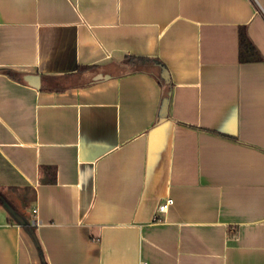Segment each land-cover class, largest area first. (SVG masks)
I'll list each match as a JSON object with an SVG mask.
<instances>
[{
    "label": "crops",
    "instance_id": "0c3cea01",
    "mask_svg": "<svg viewBox=\"0 0 264 264\" xmlns=\"http://www.w3.org/2000/svg\"><path fill=\"white\" fill-rule=\"evenodd\" d=\"M0 192V264H264V0H0Z\"/></svg>",
    "mask_w": 264,
    "mask_h": 264
},
{
    "label": "trees",
    "instance_id": "16d2710c",
    "mask_svg": "<svg viewBox=\"0 0 264 264\" xmlns=\"http://www.w3.org/2000/svg\"><path fill=\"white\" fill-rule=\"evenodd\" d=\"M239 56L242 61H250L259 59V54L257 53L255 47L250 42L248 37L244 32H241L239 38ZM2 194L0 192V202L4 203L2 200Z\"/></svg>",
    "mask_w": 264,
    "mask_h": 264
},
{
    "label": "built area",
    "instance_id": "2783aa9c",
    "mask_svg": "<svg viewBox=\"0 0 264 264\" xmlns=\"http://www.w3.org/2000/svg\"><path fill=\"white\" fill-rule=\"evenodd\" d=\"M172 204V199L171 198H166L164 200H162L161 202L158 203L157 207H156V213H165L169 206ZM157 219H160V217H157ZM140 264H148L147 261H141Z\"/></svg>",
    "mask_w": 264,
    "mask_h": 264
},
{
    "label": "water",
    "instance_id": "95a60500",
    "mask_svg": "<svg viewBox=\"0 0 264 264\" xmlns=\"http://www.w3.org/2000/svg\"><path fill=\"white\" fill-rule=\"evenodd\" d=\"M162 76L165 79V81H167V73L165 70H163L162 72ZM166 110H167V99H164L161 105V110H160V115L162 118H164L165 114H166Z\"/></svg>",
    "mask_w": 264,
    "mask_h": 264
}]
</instances>
